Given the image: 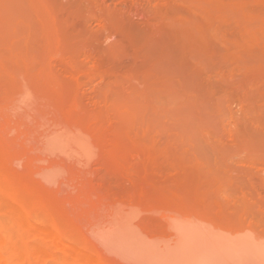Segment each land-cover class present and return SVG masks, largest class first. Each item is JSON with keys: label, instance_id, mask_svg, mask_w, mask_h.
<instances>
[{"label": "rangeland", "instance_id": "374dc122", "mask_svg": "<svg viewBox=\"0 0 264 264\" xmlns=\"http://www.w3.org/2000/svg\"><path fill=\"white\" fill-rule=\"evenodd\" d=\"M64 127L86 134L84 151L57 143ZM263 158L264 0H0V225L48 255L17 264H69L62 243L123 264L99 240L118 214L258 225Z\"/></svg>", "mask_w": 264, "mask_h": 264}, {"label": "bare ground", "instance_id": "6f19581e", "mask_svg": "<svg viewBox=\"0 0 264 264\" xmlns=\"http://www.w3.org/2000/svg\"><path fill=\"white\" fill-rule=\"evenodd\" d=\"M137 5V4H136ZM136 6L133 7V10H135ZM138 7V5H137ZM138 9H140L138 7ZM132 10V9H131ZM130 10V11H131ZM143 10V9H142ZM140 10V11H142ZM129 11V13H130ZM139 10H135V13H139ZM150 11V10H149ZM134 11H132L131 14H133ZM144 14V12H141ZM141 13H139L141 15ZM146 13V12H145ZM136 14H134V16H136ZM142 14V15H143ZM147 14V13H146ZM139 15V16H140ZM138 16V17H139ZM145 16L148 15H143V19ZM136 17V18H138ZM140 19V17H139ZM142 19V18H141ZM140 19V21H141ZM143 21V20H142ZM257 22V20H256ZM11 74V73H10ZM15 77V76H14ZM28 77V76H27ZM30 78V77H29ZM18 79V78H17ZM27 80V79H26ZM25 80V81H26ZM30 80V79H29ZM19 81V80H18ZM20 82V81H19ZM14 83V81H13ZM12 83V84H13ZM26 84V83H25ZM11 85V84H10ZM14 86V85H13ZM28 86H31V82L30 84L28 83ZM16 87V86H14ZM20 88V87H18ZM32 88V87H31ZM23 90L19 93V95L17 94V96H19L18 98H21L22 104H23V100L25 99V97H20V96H24L25 94L23 93L24 91V87L22 88ZM16 90H19L16 88ZM41 90V89H40ZM13 93L15 92V94L17 93L16 91H14L13 88ZM26 91V89H25ZM38 90H36L37 92ZM42 91V90H41ZM39 92V91H38ZM37 92V93H38ZM13 97L15 98V94H13ZM28 93V92H27ZM24 94V95H23ZM27 95V94H26ZM165 95V94H164ZM163 95V97H165ZM13 98V99H14ZM18 98H16L15 100L17 102H19L20 100H17ZM24 98V99H23ZM29 98V97H28ZM171 98V96L169 97V99ZM44 99V98H43ZM48 100V99H47ZM63 100V99H62ZM167 100V98H166ZM27 101V100H26ZM165 101V100H164ZM163 101V102H164ZM168 101V100H167ZM177 101V100H175ZM171 102V101H170ZM21 103V102H19ZM63 103V102H62ZM152 103V102H151ZM155 103V102H154ZM35 104V103H34ZM159 103H157L158 105ZM171 104V103H170ZM21 105V104H20ZM27 105V104H26ZM63 105V104H62ZM155 105V106H157ZM175 105V104H173ZM23 106V105H22ZM21 106V107H22ZM47 106V105H46ZM154 106V105H153ZM24 107V106H23ZM17 109V108H16ZM28 109V108H27ZM40 109V108H39ZM76 113V112H75ZM158 113V112H157ZM21 114V113H20ZM56 114V113H55ZM74 115V114H72ZM24 116V115H23ZM71 116V115H70ZM76 116V115H75ZM154 116V115H153ZM85 117V116H84ZM72 117H70L71 119ZM79 118V115H78ZM82 118H83V114H82ZM44 119V118H43ZM72 120V119H71ZM42 121V120H41ZM46 122V121H45ZM70 122V121H69ZM73 123H71V127L72 124L75 125V128L78 127L79 125L82 126V120L79 122L81 123H77V120L75 122V119L72 120ZM97 122V121H96ZM47 124V123H46ZM52 124V123H51ZM97 124V123H96ZM99 124V123H98ZM39 125V124H38ZM41 125V124H40ZM66 125V124H65ZM85 125V122H84ZM84 125L81 127L79 126L78 128L81 127V129H83ZM94 126V125H93ZM91 125V127H93ZM11 127V126H10ZM13 127V126H12ZM70 127V126H69ZM69 127H64L63 128V135H61L59 137V133H57L58 137L57 140L60 139V141L65 144L66 146H68L69 148H72L73 146L76 147V150L79 149V151L83 150L84 148L87 146L86 142H87V136L84 133L78 132L79 130L76 129V131L71 130ZM90 127V126H89ZM62 128V126H61ZM73 128V129H75ZM92 128H90L91 130ZM97 129V127L95 128ZM94 129V130H95ZM84 130V129H83ZM89 130V128H88ZM93 130V131H94ZM87 130H84L83 132L86 133ZM88 132V131H87ZM90 132V131H89ZM95 132V131H94ZM92 133V132H91ZM88 134V133H87ZM89 135V134H88ZM93 135L95 136V133H93ZM97 135V134H96ZM103 135V134H101ZM56 136V135H55ZM47 137V136H46ZM50 137V136H48ZM50 138H54V140L51 142V144L56 140L54 136H51ZM49 140H52L50 139ZM106 138V137H105ZM192 138V137H191ZM89 139V138H88ZM48 140V141H49ZM92 140V138H91ZM90 140V141H91ZM96 140H98V137L96 136ZM117 140V138H116ZM60 141L58 140L57 143H60ZM38 142V141H37ZM95 142V140L93 141ZM97 142V141H96ZM101 142V139L100 141ZM103 142V140H102ZM56 143V142H55ZM117 143V142H116ZM99 144V143H97ZM55 146V145H54ZM60 146L59 144H56V148L55 150H59L57 149ZM50 146L48 145V148ZM101 147V146H100ZM52 149V147H50ZM63 148V147H62ZM64 149V148H63ZM90 149V148H89ZM96 149V148H95ZM110 149V148H108ZM113 149V148H112ZM54 150V151H55ZM65 150V149H64ZM93 151V149H91ZM99 150V149H98ZM97 150V151H98ZM110 151V150H109ZM69 152V151H68ZM95 151H93L92 154H94ZM59 154V153H58ZM253 154V153H251ZM62 155V154H61ZM91 155V154H90ZM49 156V153H48ZM47 156V157H48ZM51 156V154H50ZM95 156V155H94ZM253 156V155H252ZM96 157V156H95ZM254 157V156H253ZM263 157V156H262ZM260 157V158H262ZM250 158H252L250 156ZM258 158V157H257ZM259 158V159H260ZM88 159V157H87ZM93 159V157H92ZM97 159V158H96ZM264 159V158H263ZM71 160V159H70ZM250 160V159H248ZM252 160V159H251ZM96 162V161H95ZM76 163V162H75ZM74 163V164H75ZM83 164V163H82ZM77 165V163H76ZM221 166V165H219ZM218 166V167H219ZM230 166V165H229ZM222 167V166H221ZM244 166L240 167L243 169ZM232 168V167H231ZM236 168V166L234 167ZM238 168V167H237ZM229 169V168H228ZM242 169H240L242 171ZM231 170V169H230ZM247 168L245 169L246 172ZM48 170H46L47 172ZM57 171L61 172L62 170H58ZM234 171V170H233ZM233 171H229L230 173ZM239 171V170H238ZM237 170L234 172H238ZM248 171V170H247ZM250 171V169H249ZM54 172V171H53ZM227 172V171H226ZM251 173L252 170L250 171ZM42 172H40L41 174ZM219 173V172H218ZM240 173V171H239ZM47 174V173H46ZM56 174V172H55ZM238 174V173H236ZM240 174H246V173H240ZM257 174V172H256ZM263 174V173H261ZM48 175V174H47ZM58 175V174H57ZM50 176V175H48ZM48 176L46 179H44L43 181L45 182V180L48 179ZM251 176V175H250ZM260 176V174L258 175ZM264 176V175H263ZM54 177V176H53ZM56 177V175H55ZM42 178V177H41ZM232 178V177H231ZM236 178V177H235ZM238 178V177H237ZM243 177H240L239 179H242ZM255 178V177H254ZM259 178H262V176H260ZM51 179V176L50 178ZM238 179V180H239ZM245 179V178H244ZM240 180L241 182L244 180ZM250 179V178H249ZM252 179V178H251ZM53 180V179H51ZM264 180V179H262ZM235 181V179H234ZM246 181V180H244ZM243 181V182H244ZM253 181V180H252ZM256 181V179H255ZM49 182V181H48ZM242 182V183H243ZM251 182V180H250ZM53 183V182H52ZM241 183V184H242ZM247 183V182H246ZM257 183V181H256ZM259 183V181H258ZM49 184V183H48ZM244 184V183H243ZM254 184V183H253ZM252 184V185H253ZM234 185V184H233ZM248 186V185H247ZM247 186L245 187L247 189ZM243 187V185H242ZM235 188V187H234ZM254 188V187H253ZM264 188V186H263ZM238 189V187H237ZM236 189V190H237ZM244 189V188H243ZM256 189V188H255ZM253 191V190H251ZM251 193V192H250ZM1 197V196H0ZM3 198V197H2ZM5 199V198H4ZM3 200V199H2ZM127 200V199H126ZM126 200L124 201V203H126ZM131 200V199H130ZM129 200V201H130ZM6 201V200H5ZM116 203V200H114ZM114 201H111V203L113 205H118L119 204H115ZM173 201V200H172ZM175 201V200H174ZM177 201V200H176ZM184 201V200H183ZM118 203L122 204L123 202L117 201ZM132 202V200H131ZM123 203V204H124ZM134 203V202H133ZM173 203V202H172ZM171 203V204H172ZM185 203V202H184ZM132 204V203H130ZM125 205V204H124ZM123 205V206H124ZM135 205V203H134ZM163 205H166L163 204ZM161 205L160 208H164L165 206ZM235 205V204H234ZM117 206V207H118ZM122 206V205H121ZM120 206V207H121ZM128 206V205H125ZM130 206V205H129ZM139 206V205H138ZM157 206V205H156ZM168 206V204L166 205ZM170 206V205H169ZM174 206V205H172ZM170 206V208L172 207ZM131 207V206H130ZM135 208L133 209H138L136 208V206H134ZM141 207V206H140ZM159 207V205L157 206ZM181 207V206H180ZM188 207V205H187ZM206 207V206H204ZM208 207V206H207ZM209 207H211L209 205ZM12 208V207H11ZM10 206L8 205L6 207V210H11ZM16 208V207H15ZM109 208V207H108ZM119 208V207H118ZM128 208V207H127ZM143 207H141L142 209ZM152 208V207H151ZM150 208V209H151ZM183 208V207H182ZM189 208V207H188ZM198 208V207H197ZM123 209V208H122ZM146 209V208H145ZM169 209V208H168ZM179 209V207H178ZM185 210V207L183 208ZM194 209V208H193ZM201 209V208H200ZM206 209V208H205ZM224 209V208H223ZM236 209V208H235ZM238 209V208H237ZM18 210V209H17ZM140 210V209H139ZM172 210H176L173 208ZM181 210V211H180ZM179 211H177L176 213H173L174 216H163V220H164V224H159V221H153L156 227L153 229V227L151 228V231L147 227H142L140 223H142L141 218L136 221L135 219L139 216H137L134 219V216L132 218L130 217H126V215L124 214H118L115 215L116 218L113 219V222H111L110 225H107L106 227H103L100 229L99 231V240L101 242V244L104 246V248L106 250H108L113 256H115L119 262L123 263V264H264V230L263 229H259L260 232L259 233H255L252 231L251 227H255L256 229H258L259 227H262V225H264V219L263 216H261L260 218L256 219V216H253L254 219L253 221L257 220L259 221V223H261L262 225H260L258 223V225L254 224L252 226V224L248 226L244 225L243 223H245L244 220L238 219L239 224H235L233 221L232 225V216L230 217H222V216H201L202 212L200 213V216L197 215H189L187 213H184V210L182 212V209H180ZM192 210V209H191ZM190 210V211H191ZM197 210V209H195ZM204 209H202L203 211ZM15 211V210H14ZM127 211H129L127 209ZM144 211V209H143ZM147 211V209H146ZM186 211V210H185ZM207 211V210H206ZM226 211V210H224ZM232 211V210H231ZM248 211V210H247ZM113 212V211H112ZM115 212L119 213L117 210H115ZM131 212V211H130ZM129 212V213H130ZM134 212V211H133ZM145 212V211H144ZM188 212V211H187ZM235 212V210H234ZM240 212V210H239ZM251 212V210H250ZM10 213V211H9ZM16 213V211H15ZM106 213V212H105ZM116 213V214H117ZM195 213V211H194ZM213 213V212H212ZM12 214V212H11ZM10 214V215H11ZM18 215V213H16ZM114 214V213H112ZM196 214V213H195ZM199 214V213H198ZM208 214V213H207ZM223 213H220V215ZM230 214V213H229ZM235 214V213H234ZM253 214V213H252ZM14 215V214H13ZM20 215V216H19ZM18 217H21L22 214L19 213ZM136 215V214H134ZM147 215V213H146ZM203 215V214H202ZM219 215V214H218ZM16 216V215H15ZM145 217V215H143ZM151 216V215H150ZM245 216V215H244ZM143 217V218H144ZM255 217V218H254ZM23 218V217H22ZM152 218V217H151ZM150 218V219H151ZM229 218V219H228ZM231 218V219H230ZM149 219V220H150ZM154 219V218H153ZM158 219V218H157ZM234 219V218H233ZM25 220V219H24ZM23 220V221H24ZM143 220H147L148 223L150 222L148 220V218L145 217V219ZM161 221V219H159ZM263 220V222H262ZM26 221V220H25ZM110 221V220H109ZM247 221V219H246ZM20 224H22V226H24L25 228L27 226H25L21 219H19ZM18 222V223H19ZM107 222V221H106ZM139 222V223H138ZM145 222V221H143ZM153 222L151 224H153ZM8 223V222H7ZM27 223V222H26ZM57 224V223H56ZM144 223H142L143 225ZM34 225V224H33ZM145 225V224H144ZM143 225V226H144ZM163 225V226H162ZM237 225V226H236ZM260 225V226H259ZM150 226V224H149ZM152 226V225H151ZM160 226V227H159ZM164 227V229H160L161 232V236H155L154 233H158L160 235V230L159 228ZM3 225H0V264H17L18 262L20 263V261H29L31 258L33 259V257H36L38 255V257L41 255L40 257H48V255H46V253H42L41 249L38 247H34V246H30V245H22L19 242H15L10 244V242H8L10 240L9 236L7 237V235L9 233L6 232V230H8V228H6V230L3 228ZM30 227V226H29ZM34 227V228H32ZM37 227V225H36ZM46 227V226H45ZM95 227V226H94ZM99 227V226H98ZM159 227V228H158ZM31 228L33 230L30 231H37L39 235V237H42L46 240H48V242H55L54 240V234L51 236L52 232L50 233V231H47L46 228L40 227V228H35V226H31ZM19 229V228H18ZM153 229V230H152ZM3 230H5L4 232L7 233L6 235L4 234ZM11 230V229H9ZM29 230V229H28ZM154 230L158 231V232H153ZM255 230V229H254ZM27 231V230H26ZM258 231V230H257ZM34 232V233H35ZM153 232V233H152ZM28 235V233H26ZM152 234V235H151ZM35 235V234H33ZM14 236V235H13ZM7 237V238H6ZM15 237V236H14ZM29 237V236H28ZM27 237V238H28ZM52 237V238H51ZM9 238V240H8ZM51 238V239H50ZM90 238V237H89ZM91 239V238H90ZM36 240V239H35ZM159 240H161L162 242H159ZM158 241V242H157ZM53 245H55V243H53ZM57 244H61L60 241L57 240ZM63 244V243H62ZM60 245L59 247L62 246L61 252L66 253L69 256V264H105L102 260L99 261L97 260L94 255L90 254L86 247H80L78 245H68L70 247L67 246V244H65V248L64 245ZM73 244V243H72ZM57 250V249H56ZM58 251V250H57ZM44 252V251H43ZM60 252V253H61ZM59 253V254H60ZM45 255V256H44ZM52 256H50L51 259ZM55 261H61L62 262V257L61 256H57V254L54 256ZM38 260V259H37ZM63 260H67L66 258ZM54 261V260H53ZM39 262V261H38ZM44 263V262H43ZM55 263V262H54Z\"/></svg>", "mask_w": 264, "mask_h": 264}]
</instances>
